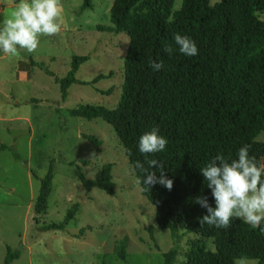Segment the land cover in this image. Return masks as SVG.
Here are the masks:
<instances>
[{
	"label": "trees",
	"instance_id": "1",
	"mask_svg": "<svg viewBox=\"0 0 264 264\" xmlns=\"http://www.w3.org/2000/svg\"><path fill=\"white\" fill-rule=\"evenodd\" d=\"M12 2L18 4L19 0ZM173 2L113 0L108 11L110 26L98 29L127 37L118 101L113 109L78 105L67 110V115L85 121L100 119L109 125L135 180L137 176L143 179L145 174L135 169L137 161L148 171H155L157 177L160 171L149 168L147 161L155 159L163 164L166 178L173 180L171 190L155 184L142 191L138 185L141 197L154 208L155 228L172 234V246L162 254L161 264H175L177 233L194 234L214 246L210 251L188 241L187 251L182 254L186 264H234L240 257L264 264V232L260 228L253 229L237 218L229 228L202 226L200 218L208 213L194 202L197 196L205 195L209 205L215 207L200 169L216 155L230 161L237 158L240 147L250 145L249 155L264 164V143L255 140L264 131V18L259 19V15L264 16V0H219L213 5L208 0H181L176 11L172 10ZM89 7V0H81L80 9ZM176 34L191 37L198 54L180 53ZM166 46L174 50L170 55L164 51ZM87 59L72 56L66 74L54 78L61 100L72 84L93 85L107 78L99 74L87 82L77 81L75 73ZM150 60L162 61V70L153 71ZM153 127H158L159 134L167 139L166 148L142 154L139 138ZM85 139L99 144L93 137ZM69 166L85 193L96 189L107 196L114 194L110 164L101 166L92 179L77 164ZM30 175L38 181L31 211L41 215L51 192V163L41 178L33 171ZM76 209L72 205L61 222L44 224L40 230L63 231ZM82 232L80 229L79 235ZM126 241L121 238L113 247L122 262L127 258ZM18 257V250L7 249L3 264H12Z\"/></svg>",
	"mask_w": 264,
	"mask_h": 264
},
{
	"label": "rangeland",
	"instance_id": "2",
	"mask_svg": "<svg viewBox=\"0 0 264 264\" xmlns=\"http://www.w3.org/2000/svg\"><path fill=\"white\" fill-rule=\"evenodd\" d=\"M60 2L64 23L59 33L42 36L32 53L0 50V264L7 249L19 252L12 264H161L162 254L172 246V234L155 228L154 208L141 197L110 126L100 119L67 115L78 105L113 109L118 101L127 37L98 29L110 26L113 0H89L87 9L79 8L81 0ZM180 2L174 0L173 11ZM16 6L12 0H0V28ZM72 56L88 57L75 73L77 81L87 82L99 74L107 78L93 85L72 84L61 100L54 78L66 74ZM86 136L99 144H91ZM255 140L264 143V131ZM50 163L53 179L47 209L34 215L38 181L30 171L41 178ZM69 163L80 166L88 179L110 164L114 194L96 189L85 193ZM72 205L77 209L63 231L40 230L44 224L61 222ZM174 235L179 237L177 256L185 251L181 242L213 250L211 243L194 234ZM121 238L127 240L126 262L113 253ZM176 258L175 264H181Z\"/></svg>",
	"mask_w": 264,
	"mask_h": 264
},
{
	"label": "clouds",
	"instance_id": "3",
	"mask_svg": "<svg viewBox=\"0 0 264 264\" xmlns=\"http://www.w3.org/2000/svg\"><path fill=\"white\" fill-rule=\"evenodd\" d=\"M63 6L60 0H19L12 18L6 20L0 28V50L5 53L17 54L23 49L28 53L34 52L42 36H53L61 31L63 26ZM179 52L185 56L198 54L196 42L187 35L174 36ZM164 51L169 55L174 51L171 46H166ZM149 66L153 71L163 68L162 61L150 60ZM168 141L159 134V128L153 127L143 133L138 141V150L142 154H154L165 150ZM250 145L239 148L237 158L225 159L216 155L200 169V174L207 181V188L214 198L215 207L209 205L208 197L199 195L194 202L206 209L207 215L200 218L201 225H210L216 228H229L233 218L243 219L253 229L260 228L264 232V164H258L255 157L249 155ZM131 155V151L127 150ZM149 168L160 171L156 176L155 171H148L144 165L137 161L135 169L145 173L137 176L136 183L142 191H147L146 186L155 184L163 185L168 190L173 187V180L166 178L163 164L155 159L147 161ZM181 248L187 251L185 242ZM214 247V246H213ZM178 262L186 264V257L177 256ZM234 264H259V260H249L247 257L238 258Z\"/></svg>",
	"mask_w": 264,
	"mask_h": 264
}]
</instances>
